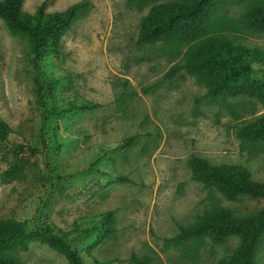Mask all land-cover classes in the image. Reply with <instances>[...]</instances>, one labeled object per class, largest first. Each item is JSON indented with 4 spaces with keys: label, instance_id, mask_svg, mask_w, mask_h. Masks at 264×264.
Here are the masks:
<instances>
[{
    "label": "rangeland",
    "instance_id": "obj_1",
    "mask_svg": "<svg viewBox=\"0 0 264 264\" xmlns=\"http://www.w3.org/2000/svg\"><path fill=\"white\" fill-rule=\"evenodd\" d=\"M81 1L25 0L23 8L34 13L46 3L55 12ZM88 1L91 9L63 39L62 56L44 58L40 69L28 63L27 41L0 19V114L13 129L10 141L0 142V220L26 222L29 230L51 222L70 232L75 220L86 228L96 215L115 211L113 237L99 239L97 231L72 237V248L88 264L90 258L127 261L132 254L152 256L153 264H217L234 252L238 237L185 247L165 241L216 205L237 215L264 207L263 199L230 201L205 189L189 165L194 156L213 165H240L263 183L264 143L244 144L236 134L264 115V105L245 97L210 101L185 71L165 78L189 46L139 45L138 34L152 8L175 0L144 7L132 0ZM248 8L249 2L228 4L222 13L232 22L223 32L264 51V34L236 26ZM242 72L264 84V65L249 63ZM37 76L58 80L47 106L37 103ZM82 104L99 107L81 110ZM51 106L74 110L55 116ZM134 136L137 145L128 148L125 140ZM20 143L31 149L20 153ZM16 153L21 168L6 178ZM16 256L26 264H68L41 243ZM259 263L264 264V240Z\"/></svg>",
    "mask_w": 264,
    "mask_h": 264
},
{
    "label": "trees",
    "instance_id": "obj_2",
    "mask_svg": "<svg viewBox=\"0 0 264 264\" xmlns=\"http://www.w3.org/2000/svg\"><path fill=\"white\" fill-rule=\"evenodd\" d=\"M138 7H144L154 0H132ZM25 0H0V19L8 30L23 37L28 44V63L40 69L47 57H60L63 54V39L74 24L86 15L92 4L88 0L76 3L63 11H48L46 3L34 13L24 10ZM249 2L245 15L236 23L241 32L264 34V0H175L152 8L140 26L139 45L163 44L171 48L189 46L182 63L173 64L165 74L173 79L185 71L206 89L205 98L213 102L245 97L257 100L264 105V84L244 76L243 68L249 63L264 65V51L238 43L224 34V26L232 22L225 14L228 4ZM58 80L35 78L37 103L47 106L54 96ZM99 106L82 104L81 110ZM74 110L56 106L49 113L63 116ZM12 127L0 114V142H9ZM237 138L244 144L264 143V115L243 125L237 131ZM138 137L125 140L128 148L137 145ZM20 153L28 148L19 144ZM18 153L15 161L4 177L13 178L21 168L22 159ZM192 178L205 189L220 193L230 201L248 196L264 200V182L252 179L249 170L240 165H213L206 159L192 157L189 161ZM119 180L129 182L125 177ZM95 224L83 228L75 220L74 228L65 232L54 223L47 222L36 230H29L26 222L16 219L0 220V264H26L16 255L28 252L30 245L41 243L62 255L68 264H88L85 258L75 251L71 239L92 231L99 232V239L113 237L117 233L115 211H107L93 218ZM238 237L239 244L229 257L217 264H260L259 249L264 240V207L254 213L237 215L231 208L216 205L200 215L196 222L182 226L180 232L167 239V246L185 247L190 243L197 246L208 239L213 244H224L230 237ZM73 237V238H72ZM93 264H153L152 256L132 254L129 260L98 261L90 258Z\"/></svg>",
    "mask_w": 264,
    "mask_h": 264
}]
</instances>
